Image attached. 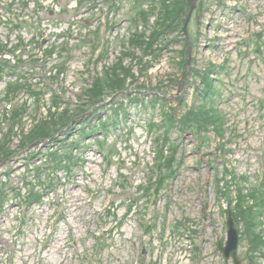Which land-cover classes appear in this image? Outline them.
<instances>
[{"label": "rangeland", "instance_id": "rangeland-1", "mask_svg": "<svg viewBox=\"0 0 264 264\" xmlns=\"http://www.w3.org/2000/svg\"><path fill=\"white\" fill-rule=\"evenodd\" d=\"M110 1L0 0V143L12 151L0 158V264H224L215 243L240 196L264 240V0L196 3L179 90L185 35L129 52L158 10ZM118 59L131 70L125 92L90 104L85 92ZM206 73L219 131L178 122L205 99ZM79 106L88 114L70 128L24 142L50 113Z\"/></svg>", "mask_w": 264, "mask_h": 264}, {"label": "trees", "instance_id": "trees-1", "mask_svg": "<svg viewBox=\"0 0 264 264\" xmlns=\"http://www.w3.org/2000/svg\"><path fill=\"white\" fill-rule=\"evenodd\" d=\"M144 1H148L150 5H153L152 11L158 10L157 27L147 39H145L143 35H139L138 37L135 35L131 39L130 45L136 44L139 49L146 52L151 50L154 42L163 35H167L174 31L181 32L186 12L193 0H137L139 4ZM156 5L158 7H156ZM145 13L146 11H140L142 16ZM47 52L51 53L52 50H47ZM185 57L186 49L181 52V57L178 61V68L181 71L185 68ZM130 71L129 67L123 66V59H118V62L105 72L103 76L97 78L95 88L91 89L89 92H85L84 95L87 96L89 103L95 105L101 101L103 95L114 94L126 90L127 80L131 76ZM178 81V78L173 80L175 85L178 84ZM206 86L208 87V84H206ZM210 92L211 85L206 93L209 94ZM85 110L86 109L79 106L73 113L70 112L69 108L62 112L54 111L50 113L48 118L41 120L32 132L25 135L24 142L31 144L42 139H52L56 133L70 124L78 112H83ZM214 110L213 108L210 109V107H207L206 101L203 100L196 109H190L185 112L181 118L179 117L178 122L187 129L192 128L200 131L206 127H215L216 130L219 131L221 126L220 117L217 115V111ZM172 118L173 116H169L167 120V125L170 124V128L176 124V120ZM11 152L9 147H5L3 143H0V158L8 157ZM156 189L158 190L157 187ZM222 194L226 198L229 196L224 192ZM241 198L242 196H240V199L237 200L238 203L233 207L232 214L236 225L238 226L239 223L242 222L245 228V235L248 243L247 252L245 253L247 264H261L259 263V258L263 257L264 240L257 233L259 217L253 212V210L256 211L257 209L248 207V201L244 200L246 198Z\"/></svg>", "mask_w": 264, "mask_h": 264}, {"label": "water", "instance_id": "water-1", "mask_svg": "<svg viewBox=\"0 0 264 264\" xmlns=\"http://www.w3.org/2000/svg\"><path fill=\"white\" fill-rule=\"evenodd\" d=\"M194 6H191L190 10L187 13L186 20L184 22V27L183 30L185 31L187 23L190 19V15L192 13V9ZM186 75V72L184 73L182 77V81L184 80ZM181 81V82H182ZM182 85V83H181ZM226 240H224V237H221L220 239L217 240L216 242V252H220L223 259L224 263L228 264L229 259H232L233 264H240V259L237 254V249H238V243H239V236H238V231L237 228L235 227L234 220L231 216L230 210L227 211V222H226Z\"/></svg>", "mask_w": 264, "mask_h": 264}]
</instances>
